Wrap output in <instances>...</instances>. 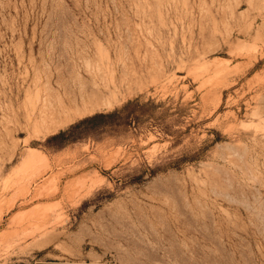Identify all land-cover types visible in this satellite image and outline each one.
<instances>
[{"label":"rangeland","instance_id":"374dc122","mask_svg":"<svg viewBox=\"0 0 264 264\" xmlns=\"http://www.w3.org/2000/svg\"><path fill=\"white\" fill-rule=\"evenodd\" d=\"M45 259L264 264V0H0V264Z\"/></svg>","mask_w":264,"mask_h":264},{"label":"crops","instance_id":"0c3cea01","mask_svg":"<svg viewBox=\"0 0 264 264\" xmlns=\"http://www.w3.org/2000/svg\"><path fill=\"white\" fill-rule=\"evenodd\" d=\"M36 264H113L110 261L74 260V259H45Z\"/></svg>","mask_w":264,"mask_h":264},{"label":"trees","instance_id":"16d2710c","mask_svg":"<svg viewBox=\"0 0 264 264\" xmlns=\"http://www.w3.org/2000/svg\"><path fill=\"white\" fill-rule=\"evenodd\" d=\"M94 117H95V116H94ZM64 133H65V132H61L60 135H61V134H64Z\"/></svg>","mask_w":264,"mask_h":264}]
</instances>
